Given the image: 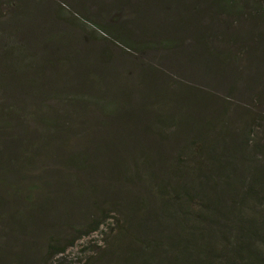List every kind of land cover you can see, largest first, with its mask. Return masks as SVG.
<instances>
[{
	"label": "trees",
	"instance_id": "obj_1",
	"mask_svg": "<svg viewBox=\"0 0 264 264\" xmlns=\"http://www.w3.org/2000/svg\"><path fill=\"white\" fill-rule=\"evenodd\" d=\"M175 1L151 2V6L161 3L157 5L153 19L156 27L171 31L169 36L140 41L131 37L122 25L105 29L129 52L162 51L170 54V58L182 56L178 49L185 48L182 42L190 37L197 62L224 73L227 55L224 54V24L228 17L252 16L244 17V14L255 7L254 0H192L188 9L184 7L182 16L173 3ZM1 2L0 223L7 225L0 229V248L6 254L5 260L0 255V264H32L35 262L32 248L20 254L12 253L16 243L2 242L1 237L23 230L27 233L26 218L31 221L32 228L34 225L40 230L46 224L45 195L41 189L45 186L49 166L46 161L50 164L47 143L43 139L47 113L52 110L81 112L95 106L93 99L96 97L103 101V93L100 95L96 90L107 71V76L114 78L125 75L157 79L159 76L167 83V87L160 86L161 91L174 88V85L170 84L168 76L150 66L142 72L137 67L120 70L114 63H106L102 53L97 55L101 67L82 63L79 69L69 71L66 68L69 58L55 55L58 43L52 38L54 28L43 37H37L35 31L29 36L17 37L19 19L23 15L29 18L26 15L30 14V2L28 9L23 8L21 12L10 6L6 15ZM165 4H170V8L165 10ZM38 5L34 4V12ZM256 12L264 17V9L258 8ZM200 18H206L207 25L201 26ZM47 43L51 46L46 47ZM108 66L113 68L108 69ZM176 85L182 95L192 98L195 106L205 109L208 116L203 117L201 129L186 142L174 144L178 145L176 150L182 156L190 159L181 165L176 163V166L175 157L154 154L149 149V143L158 141H153L154 138L149 136L152 129L146 127V138L152 141H146L145 157L150 168L148 182L142 184L138 176L135 182L141 184L142 191L129 195L119 191L116 207L126 215L129 242L126 244V240L119 238L118 247L114 249H118L123 264H222L223 261L224 264H264V141L254 135L257 116L246 114L243 126L235 133L231 117L210 104L211 98H203L202 93ZM95 107L96 110L97 107L107 109V105L100 103ZM169 115L167 109L154 115L155 128L160 130L158 134L163 139L173 133L177 124L181 125L169 120ZM54 153L64 154L62 160L66 166L75 170L87 156L81 148L64 150L60 147ZM207 176L213 178L210 198L203 192H194L195 185H202ZM223 188L224 194L220 193ZM21 200L28 203L25 209L28 214L21 210L20 202L16 204ZM209 210L212 213L210 219L206 214ZM146 215L151 217L148 229ZM102 221H93L88 230H97ZM198 228L204 236L201 242L179 238L193 234ZM65 249H53L51 257L62 254Z\"/></svg>",
	"mask_w": 264,
	"mask_h": 264
},
{
	"label": "rangeland",
	"instance_id": "obj_2",
	"mask_svg": "<svg viewBox=\"0 0 264 264\" xmlns=\"http://www.w3.org/2000/svg\"><path fill=\"white\" fill-rule=\"evenodd\" d=\"M28 1L32 6L30 9ZM28 1L2 0L3 14H8L10 6L18 12L23 8L30 10V14L26 15L28 19L25 15L19 19L18 38L21 35L29 36L33 31L37 37H43L54 28L52 38L58 43L55 55L69 58L66 63L69 71L79 69L82 63L101 67L97 55L102 53L106 63H114L120 70L137 67L142 72L150 66L168 76L170 84L174 85V88L161 91L160 86L167 83L159 76L157 79L125 75L114 78L107 76V71L104 79L99 80L96 90L100 95L103 93V101L99 97L93 99L95 106L100 103L107 105V109L97 107L96 110L92 106L75 113L65 110L48 112L43 139L47 143L50 164L46 161L49 166L46 168L45 186L41 189L45 195L43 213L46 224L40 230L34 225L32 228L31 221L26 218L28 221L25 223L29 226L27 233L23 230L1 237L2 242L16 243L12 253L20 254L32 248L35 259L32 264H123L118 249L114 248L118 247L119 238L126 240V244L129 242L126 235L127 218L116 206L120 199L119 191L129 195L144 189L135 182L138 176L142 184L148 182L150 168L145 157L146 141H152L146 138V127L152 129L149 136L154 138L153 141H158L149 143V149L154 154L175 157L174 165H181L190 159L182 156L176 150L177 146L199 131L203 117L208 116L205 109L195 106L192 98L182 95L176 84L202 93L203 98H211L210 104L231 117L235 133L243 126L246 114L257 116L254 135L264 141V17L256 12L258 8L264 9V0H254L255 7L244 14V17L252 16L228 17L226 20L224 73L197 62L192 53L193 40L190 37L182 42L185 48L181 46L178 49L182 51V56L170 58V54L162 51L129 52L105 29L107 26L122 25L131 37L140 41L169 36L171 31L156 27L153 19L155 9L161 3L151 6L152 0ZM191 1L173 2L180 16L184 14V7L189 8ZM34 4H39L36 12ZM164 6L167 10L171 5ZM198 22L204 26L208 20L200 18ZM49 46L47 43L46 47ZM107 68L112 69L113 66ZM198 103L202 104L201 101ZM164 109L170 112L169 120L181 123L167 139L158 134L160 130L154 124V115ZM185 123L188 125L185 126ZM60 147L85 151L87 156L80 161L82 166L80 163L76 170L66 166L67 163L62 160L64 154L54 153ZM212 180V176H207L202 185H195L194 192H203L210 198L213 193ZM220 193L224 194V188L220 189ZM19 202L21 210L28 214L25 210L28 203L23 200L14 203ZM206 214L209 219L212 217L210 210ZM150 218L149 215L145 216L147 229L151 224ZM101 219L103 221L97 230H88L93 221ZM3 225H7L6 222L0 223V229ZM179 238L201 242L204 236L198 228L193 234ZM61 247H66L65 251L51 257L52 250ZM135 247L137 249V245ZM1 249L0 255L5 260V251ZM123 252L127 253L126 250Z\"/></svg>",
	"mask_w": 264,
	"mask_h": 264
}]
</instances>
